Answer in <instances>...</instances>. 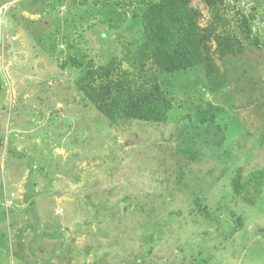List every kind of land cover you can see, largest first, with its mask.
I'll return each instance as SVG.
<instances>
[{"label": "rangeland", "instance_id": "rangeland-1", "mask_svg": "<svg viewBox=\"0 0 264 264\" xmlns=\"http://www.w3.org/2000/svg\"><path fill=\"white\" fill-rule=\"evenodd\" d=\"M126 3L0 0V264H264V181L248 182L264 172V0L216 13L190 0L201 32L240 40V13L257 46L221 58L208 42L225 84L214 94L200 69L147 62L174 109L110 124L61 64L82 54L137 76ZM206 103L223 111L198 125Z\"/></svg>", "mask_w": 264, "mask_h": 264}, {"label": "trees", "instance_id": "trees-1", "mask_svg": "<svg viewBox=\"0 0 264 264\" xmlns=\"http://www.w3.org/2000/svg\"><path fill=\"white\" fill-rule=\"evenodd\" d=\"M203 2L211 13H216L224 0ZM189 4L190 0H127L126 10L122 14L128 17L126 30L137 29L135 34L140 35L138 40L135 38L130 45H125L124 57L136 63L137 76L123 72L113 64V60L106 65L95 66L92 59L82 54L79 58L69 57L67 62L61 64L62 69L69 66L77 71L75 86L78 92L110 124L118 120L162 124L174 109L173 98L164 91L156 73L146 74L147 62L154 66L157 73L166 75L200 69L209 92L214 94L225 84L223 75L210 57L208 42L214 40L215 50L221 58L240 55L244 42L257 46V40L252 38L249 21L244 15H236L241 39L228 37L226 30H221L224 34L222 37L223 34L218 35L211 29L201 32L197 26L199 13ZM110 12L112 17L109 20L112 21L118 14L115 10ZM222 111V108L210 103L197 105L195 122L198 125L213 123ZM248 180L259 191L264 172H258ZM241 187L240 177L236 176L235 194L243 193Z\"/></svg>", "mask_w": 264, "mask_h": 264}]
</instances>
